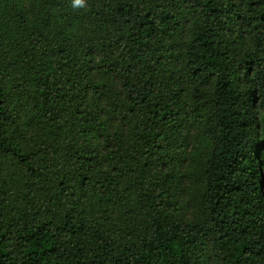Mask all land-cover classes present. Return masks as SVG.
<instances>
[{
	"label": "trees",
	"instance_id": "16d2710c",
	"mask_svg": "<svg viewBox=\"0 0 264 264\" xmlns=\"http://www.w3.org/2000/svg\"><path fill=\"white\" fill-rule=\"evenodd\" d=\"M0 264H264V0H0Z\"/></svg>",
	"mask_w": 264,
	"mask_h": 264
},
{
	"label": "rangeland",
	"instance_id": "374dc122",
	"mask_svg": "<svg viewBox=\"0 0 264 264\" xmlns=\"http://www.w3.org/2000/svg\"><path fill=\"white\" fill-rule=\"evenodd\" d=\"M183 199H185L186 205L183 206L182 212L184 214H186V215H189L192 212V210H193L194 207H193L192 203L190 202V197L188 196V194L185 195Z\"/></svg>",
	"mask_w": 264,
	"mask_h": 264
},
{
	"label": "clouds",
	"instance_id": "9594fccd",
	"mask_svg": "<svg viewBox=\"0 0 264 264\" xmlns=\"http://www.w3.org/2000/svg\"><path fill=\"white\" fill-rule=\"evenodd\" d=\"M76 4H80L81 0H75Z\"/></svg>",
	"mask_w": 264,
	"mask_h": 264
}]
</instances>
